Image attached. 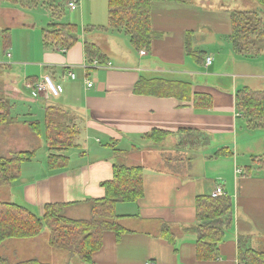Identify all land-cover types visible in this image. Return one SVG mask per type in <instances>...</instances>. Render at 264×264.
<instances>
[{
    "label": "crops",
    "instance_id": "crops-1",
    "mask_svg": "<svg viewBox=\"0 0 264 264\" xmlns=\"http://www.w3.org/2000/svg\"><path fill=\"white\" fill-rule=\"evenodd\" d=\"M79 1L76 16L69 13L70 18L59 20L80 21L76 41L67 49L44 47V27L34 30L35 26L19 22L11 26L24 9L0 2V52H12L9 60L0 58V71H5L0 96L6 99L14 121L0 126V157L35 152L22 164L17 181L0 186V195H8L2 201L24 205L38 216L46 203H66V217L88 219L86 201L104 196L101 183L112 178L116 163L144 166V195L136 202L116 205L117 223L129 232L119 237L114 231L104 232L102 246L92 254L91 263L49 246L48 241L45 245L39 239L41 234L29 243L21 239L12 258L4 254L0 258L10 264L30 259L47 264H238L240 250L264 253V170L252 162L263 155H248L254 145L241 135L248 129L234 105L237 90H264V39L255 43L258 51L249 55L234 53L229 40L230 11L249 10L246 7L253 4L154 1L150 5V46L138 51L123 30L108 27L107 0ZM46 14L48 24L50 12ZM261 14L264 17L263 11ZM6 28L11 30L8 47L3 49ZM86 42L102 50L107 57L104 64L87 66ZM207 57H211L209 65ZM45 74L57 83L59 96L32 98L25 81L39 80ZM88 80L91 87L86 85ZM198 94L210 97V107L195 106ZM52 104L71 113L78 128L77 145L60 152L68 158L60 169L47 167V158L54 151L45 145L44 132L34 134L27 125L29 121L43 123L45 107ZM151 129L169 135L153 143L143 136ZM181 129L203 131L211 142L196 148L178 147ZM260 135L257 133L255 141ZM223 147L232 155L214 158ZM170 151L172 155L167 156ZM241 153L242 159L249 157L250 164L238 165ZM247 166L249 174L245 173ZM217 186L232 200V223L218 245V256L199 260L193 232L195 199L211 195ZM163 223L174 233L175 244L159 235ZM10 240L14 239L0 246Z\"/></svg>",
    "mask_w": 264,
    "mask_h": 264
},
{
    "label": "trees",
    "instance_id": "trees-1",
    "mask_svg": "<svg viewBox=\"0 0 264 264\" xmlns=\"http://www.w3.org/2000/svg\"><path fill=\"white\" fill-rule=\"evenodd\" d=\"M3 1L6 4L17 5L21 9L46 7L50 12L51 21L42 29L44 47L59 46L67 49L76 41L77 26L59 22L65 15V11L60 7V0H0ZM154 1L177 0H107L108 27L123 30L135 50H148L152 38L150 5ZM252 1L264 6V0ZM230 21L229 40L234 53L239 55L256 53L258 50L255 48V43L264 39V19L260 11L231 10ZM9 32L8 28L2 31L3 49L8 47ZM84 55L87 64H91L94 60L99 64L107 61L102 50L90 42L84 44ZM141 80L140 78L138 82ZM194 104L196 107L208 108L211 99L209 96L198 94L195 95ZM234 105L246 129H264V90L243 87L236 91ZM7 106L6 99L0 96V110H2L0 126L13 121ZM27 125L37 135L44 130L45 145L54 151L47 158V167L64 168L68 158L60 152L68 151L77 145L78 128L75 117L52 104L45 107L42 124L38 121H29ZM178 134L180 141L177 146L181 148H196L211 142L210 135L199 130L181 129ZM168 135L169 132L151 129L143 136L150 142L160 143ZM34 154V150L17 151L9 156L0 157V185L17 181L21 175L22 164L30 161ZM231 155V150L223 147L218 149L213 157ZM252 162L258 163L264 170V155L254 157ZM143 170L142 165L113 164L112 178L101 183L104 196L86 201L90 213L88 219L66 217L64 214L66 203H46L42 207V214L38 216L24 205L0 200V243L8 239L35 238L47 228L49 246L67 251L83 263H91L92 254L102 246L104 232L114 231L118 237L124 232H129L117 223L120 216L116 214L115 208L118 203L136 202L143 197ZM249 172L250 166L245 167V173L249 174ZM195 219L197 224L193 232L196 235V257L199 260H213L218 256V245L232 223L231 198L226 194L197 196ZM159 235L170 244H175L176 238L169 225L163 223ZM0 264H10V262L0 258ZM14 264L47 263L30 259ZM238 264H264V253L251 249L240 250Z\"/></svg>",
    "mask_w": 264,
    "mask_h": 264
},
{
    "label": "rangeland",
    "instance_id": "rangeland-1",
    "mask_svg": "<svg viewBox=\"0 0 264 264\" xmlns=\"http://www.w3.org/2000/svg\"><path fill=\"white\" fill-rule=\"evenodd\" d=\"M238 1H250L253 4V6L246 7V8H248L249 10L258 9L260 11V13L262 11L264 12V6L259 5L255 1H252V0H238ZM59 3H60V7L65 11V15L63 17H65V16H68L69 17V13H70V16L72 14L74 16H76L77 10H75V12H73V13H72V11H69L66 8V6H65V0H60ZM7 5L10 6V3L9 4H6V6ZM11 6L12 7H17V6H14V5H11ZM238 7L241 9L242 8V5H239ZM235 10H237V9H235ZM22 11H23L22 14H20V15H18L16 17V19L13 21V24L11 26H14L15 22L27 23V24H30L32 26H35L34 27V30H38L41 27H45L46 24H47V22L50 20L49 17L47 16V14H46L48 10L46 9L45 6H37V7L31 8V9H24ZM262 17H263V15H262ZM71 18H72L71 20H74L73 19V16ZM263 19H264V17H263ZM65 20H66V18H65ZM35 22H36V24H35ZM0 24H3L1 19H0ZM77 24L80 25V21H78ZM77 24H74V25L77 26ZM95 28L99 29V26H96ZM19 44L20 43H18V41H17V45H19ZM22 46H24V44ZM6 50H9V49H6ZM5 51L4 52H2V51L0 52V58L3 61H7L8 60V58H6V56H5ZM9 52H11V50H9ZM11 54H12V52H11ZM2 73H5V71H0V79H1V74ZM19 84L21 85V81H20ZM12 122H14V121H11L9 123H12ZM42 132H44V130H42ZM241 133H242L241 135L248 136L247 137V139H249L248 141L252 145H254V148H255V149L253 148L254 151L251 152V153H248V155H250V154H253V155H264V129L243 130ZM257 133H260L261 135L255 141V138H256ZM254 134H256V135H254ZM171 153L172 152L170 151V153H168L167 156H169ZM176 154H178V153H176ZM241 156H243L242 153L238 157V160H237L238 165L243 166L244 164H250L249 157H247L245 155V157H247V159H242ZM160 165L163 166V167H166L165 165H163L161 163H160ZM1 185H3V184H1ZM5 185H7V184H5ZM0 199L1 200H8V195H5L4 197L0 195ZM30 239L23 240V241H26V243H29V241H31ZM39 239H40V241L42 243H44L45 245H47V241H48V229L47 228H44L43 229L41 235L39 236ZM20 241H22V240L21 239H14V240L8 241L3 246H0V254L1 255L4 254L5 256H9V258H12L11 257V255L13 254V251L12 250H13V248L15 246L17 247V245H19L21 243Z\"/></svg>",
    "mask_w": 264,
    "mask_h": 264
},
{
    "label": "built area",
    "instance_id": "built-area-1",
    "mask_svg": "<svg viewBox=\"0 0 264 264\" xmlns=\"http://www.w3.org/2000/svg\"><path fill=\"white\" fill-rule=\"evenodd\" d=\"M79 0H65V6L69 11H74L79 6ZM5 56L8 58V60L11 58V52L5 51ZM211 62V57H207L205 59L206 65H209ZM100 64L97 62V60H94L91 64H88L89 67H98ZM106 65H109L107 63ZM69 76L73 79L75 77V74L71 71L69 72ZM87 87L92 86L91 81H87L86 83ZM25 89L29 92V95L32 98H52V97H58L60 94V90L58 85L51 79V77L48 74H45L41 77V79L36 81H25L24 83ZM224 194L223 189L220 186H217L214 191L212 192L211 196H221Z\"/></svg>",
    "mask_w": 264,
    "mask_h": 264
}]
</instances>
